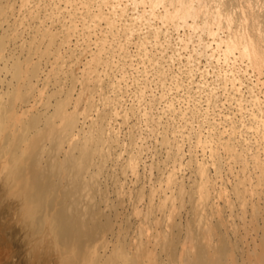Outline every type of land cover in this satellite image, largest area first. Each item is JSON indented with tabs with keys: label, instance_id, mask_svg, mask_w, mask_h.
<instances>
[{
	"label": "bare ground",
	"instance_id": "1",
	"mask_svg": "<svg viewBox=\"0 0 264 264\" xmlns=\"http://www.w3.org/2000/svg\"><path fill=\"white\" fill-rule=\"evenodd\" d=\"M11 43L25 59L0 94V216L16 210L56 264H239L233 206L264 200V0H0V89ZM125 203L155 229L128 240Z\"/></svg>",
	"mask_w": 264,
	"mask_h": 264
},
{
	"label": "rangeland",
	"instance_id": "2",
	"mask_svg": "<svg viewBox=\"0 0 264 264\" xmlns=\"http://www.w3.org/2000/svg\"><path fill=\"white\" fill-rule=\"evenodd\" d=\"M10 45V46H9ZM8 46H7V48H6V54L9 56L10 55V53H11V89L9 88V90H8V88L6 87V88H1L0 89V94L1 95H3V94H8L9 92H14V88H15V86L17 85V83L19 82V80H18V78H15L14 77V72H13V70H14V65H15V63H17L18 61H23L24 59H25V56H24V54H23V52H22V50L19 48V46H18V44H16V43H11V44H9ZM44 68H46V66L44 67ZM43 68V69H44ZM8 77H10V76H8ZM9 80V79H8ZM37 87L38 88H41L42 87V85H41V83H38V85H37ZM28 103L29 102H27V104L26 105H28ZM235 105L236 104H233V105H231V107H233V109H231V107H230V105H229V107H228V105L226 106V111H227V113L228 114H230L231 116H229L230 118H232L233 119V121L232 122H236V123H234V124H236L235 126H239L240 125V123L241 122H243V120H244V116L243 115H247L246 113H248V112H250V108H246V110H244V109H242V112L243 111H245V112H240L241 114L239 115V113L237 112V110L235 109ZM229 108V109H228ZM231 109V110H230ZM236 110V111H235ZM232 113H231V112ZM247 111V112H246ZM234 113H235V116H234ZM238 113V114H237ZM237 114V115H236ZM232 115H233V117H232ZM243 116V119L241 120V121H239L240 120V118H242V116ZM239 116V117H238ZM236 117V118H235ZM231 119V120H232ZM238 119V120H237ZM247 119V117H245V120H244V122L245 123H248V120H246ZM239 121V122H238ZM229 123V122H228ZM226 124V123H225ZM230 124V123H229ZM229 124H227V125H229ZM232 124V123H231ZM202 132V131H201ZM203 133V132H202ZM196 138H198V136L196 137ZM238 144V143H237ZM237 144H235V145H237ZM238 146V145H237ZM193 150H195V148H193ZM198 151V152H197ZM200 152V153H199ZM183 153H184V158H185V160H184V164L189 160V149H188V144L187 143H185L184 145H183ZM187 153V154H186ZM158 154H160V157H162L161 156V154L163 155V150H162V152L161 151H159V153ZM196 154L198 155V159H202V152L201 151H199V150H196ZM187 156V158H186V156ZM201 158H200V157ZM158 159H159V156L157 157ZM190 161V160H189ZM188 161V162H189ZM189 164L191 165V164H193V163H191V162H189ZM188 163H186V167H185V169L186 170H184V173L181 175V177H183L185 180V182H186V185H187V189H189V187H188V181H190V179H191V177L190 176H192V175H190L191 173L193 174V172L191 171V170H189V169H191V168H188V165H189ZM189 167H194L193 165L192 166H189ZM223 170V169H222ZM223 173V172H222ZM213 174V173H212ZM241 174V175H240ZM239 175H240V177H242V175H243V173L241 172ZM182 178V179H183ZM187 178V179H186ZM230 187V188H229ZM228 189V192H230L231 194L233 193L232 192V188H231V185L229 186H227V188H226V190ZM230 189V190H229ZM225 190V191H226ZM229 193V194H230ZM230 194V195H231ZM233 196V195H232ZM186 197H188V195H186ZM189 200V199H188ZM256 200H254V201H252V204L251 203H249L248 204V206H247V208H246V212H243V211H241V209L239 208L240 207V205L239 204H235L234 206H233V212L235 213H232V218H234L237 214H239L238 216H243L244 217V219L243 218H237V216H236V219H235V222L234 223H236V225L238 226V224H239V226H238V229L235 231V232H233L232 230H228L227 229V231H229L228 233H225V232H227V231H225L226 229H224L225 228V226H224V228L222 227L221 228V226L222 225H220L219 226V228L220 229H222L221 231L222 232H220L219 231V229L217 228V226H216V228L218 229H216L217 230V232L219 233V234H221L222 233V235L225 237V234H227V236H228V238L231 240V242L232 243H230V240L227 238V236H226V238H225V241H226V243L228 244V243H230L229 245H231L232 244V247L233 246H238L237 248H232L231 246H229V248L231 249V251H233V250H235L232 254H234V257H237L238 258V260L237 259H235L239 264H243V261L245 260V258H246V263L247 264H252V263H254L255 261V257H253L254 255L256 256V254H254L253 255V251L255 250V253L257 252H259L258 250H261V248H264V200H261V202H258V203H256L255 202ZM127 202V201H126ZM5 203L6 202H1L0 201V211L2 210V208L4 207V205H5ZM190 203H188L187 202V207H189V208H187V207H184V211L181 209L180 211L183 213L182 214V218H183V220H185V222H186V220H188V219H190V217H191V215H192V217L191 218H194L195 217V215H194V213H192V208L190 207L191 205H189ZM125 205V206H124ZM122 207H120V210L123 212H121L120 213V220L122 221L121 223V227H122V229H123V232H124V230H126L125 229V227H128V229H130V231L128 230V232L130 233H127V231H125L124 232V234L126 235V234H128V236L126 237L128 240L130 239V240H135V238H138L139 236L138 235H140L141 233H140V230L141 229H135V227H139L140 228V226H144V228L146 229V231H151L152 230V228H153V230L155 229V224L153 223H151V222H147V224H145V225H142L141 223H142V221H140V220H137L138 219V217H137V214H135L136 216H134V217H131V215H132V213H131V207L128 205V203H125ZM237 205H239V206H237ZM252 205V206H251ZM253 205H254V207H253ZM127 206V207H126ZM222 206V205H221ZM258 206V207H257ZM255 207H257L258 208V210H259V212H258V210H256L257 212V215H254L253 216V212L252 211H254V209H255ZM122 208H123V210H122ZM182 208V207H181ZM191 208V209H190ZM187 209V210H186ZM188 209H189V211H188ZM230 209V208H229ZM130 210V211H129ZM248 210V211H247ZM133 211V210H132ZM190 212V213H192V214H190V213H187V212ZM229 211V210H228ZM227 211V213H229ZM236 211V212H235ZM14 212V213H13ZM15 212H16V210H11V213H5L4 214V216H5V218H4V216L3 215H1L0 216V227H4V228H6V231L8 232V238H10V240H12V241H10V242H12L11 243V246L10 247H8V248H5V247H2V248H0V264H37L38 262L40 263L41 262V264H52V262H53V264H56V261L54 260L55 259V255L53 254L52 255V253L51 252H49V251H47V250H45V249H42V252L41 251H39V250H37V249H35V247L33 246V244L31 243V242H29L28 243V238H27V232H28V227L26 226V224L24 225V223L21 221L20 222V219H19V216L17 215V212H16V214H15ZM129 212H130V214H129ZM185 212V213H184ZM238 212V213H237ZM243 212V213H242ZM244 213H246V216H244L243 214ZM263 213V214H262ZM134 214V213H133ZM187 214H190V216H187ZM242 214V215H241ZM259 214V215H258ZM124 215V217H123V219H122V216ZM193 215H194V217H193ZM187 216V217H186ZM258 216H260V217H258ZM129 217H131V220H128V221H130V223L132 224V229L130 228L131 227V225H130V223L129 224H126L127 222L125 221V220H127ZM135 217H137V218H135ZM185 217V218H184ZM245 217H246V219H245ZM127 218V219H126ZM251 218V219H250ZM263 218V219H262ZM19 219V220H18ZM136 219V220H135ZM240 219V220H239ZM257 219V220H256ZM124 221V222H123ZM134 221H136L135 222V225H134ZM252 221V222H251ZM133 222V223H132ZM149 223H151V229L148 227V225H150ZM244 223H245V225L246 226H244ZM256 223V224H255ZM126 224V225H125ZM137 224H139L138 226H137ZM141 224V225H140ZM241 224V225H240ZM259 224V225H258ZM128 225V226H127ZM129 225H130V227H129ZM147 225V226H146ZM155 225V226H154ZM249 225V226H248ZM255 225H256V227H255ZM259 227H258V226ZM152 226H154V227H152ZM184 226V225H183ZM243 227L242 229L240 228V227ZM263 226V227H262ZM15 227V229H12V228H14ZM18 227V228H17ZM147 227L149 228L148 230H147ZM247 227V228H246ZM254 227V228H253ZM262 227V228H261ZM17 228V229H16ZM21 228V229H20ZM22 228H23V230H22ZM141 228H143V227H141ZM259 230H257V229ZM261 228V229H260ZM2 230H4V229H2ZM13 230V231H12ZM14 230L16 231V232H14ZM25 230V231H24ZM11 231H12V233H11ZM19 231V232H18ZM136 231V232H135ZM225 231V232H224ZM231 231H232V233H231ZM240 231V232H239ZM14 232V233H13ZM25 232V233H24ZM134 232V233H133ZM11 233V234H10ZM135 233H138V234H135ZM223 233H225V234H223ZM247 233V234H246ZM135 234V235H134ZM12 235H14V236H12ZM16 235H18V237L16 238L15 236ZM236 235V236H235ZM263 235V236H262ZM129 236H130V238H129ZM141 236V235H140ZM235 236V237H234ZM262 236V237H261ZM132 237V238H131ZM240 237H241V239H240ZM13 238V239H12ZM14 238H16L17 239V241H16V239H14ZM235 238L237 239V241L235 240ZM244 238H246V239H244ZM254 238V239H253ZM25 239V240H24ZM228 239V240H227ZM261 239V240H260ZM255 243H253V242ZM237 242V243H236ZM248 242V243H247ZM28 244H29V246H28ZM32 244V245H31ZM233 244H235V245H233ZM247 244V245H246ZM249 244V245H248ZM253 245V246H252ZM254 245H255V247L257 246V245H260L259 247H257L256 249H254L255 247H254ZM31 246V247H30ZM34 248H33V247ZM249 246V247H248ZM253 247V248H252ZM261 247V248H260ZM246 250V248H249V250H244V249ZM251 248V249H250ZM5 249V250H4ZM30 249V250H29ZM32 250H33V252H32ZM252 250V251H251ZM29 251H30V255H29ZM239 251V252H238ZM243 251L245 252V253H247V254H245V253H243ZM28 252V253H27ZM41 254H39V253ZM43 252H45V253H43ZM241 252L243 253V254H245V255H242L241 254ZM37 253V254H36ZM51 254L50 256L48 255V254ZM250 253V255H248ZM38 254L40 255V256H38ZM43 254V255H42ZM45 254V255H44ZM237 254V255H236ZM244 256V258L242 259V256ZM28 255V256H27ZM48 255V256H47ZM249 257H251L252 258V261H254V262H252L251 263V261H247V257L248 256ZM31 256V257H30ZM35 257V258H34ZM50 257H53L54 259L52 260V262H51V259L52 258H50ZM241 257V258H240ZM30 258V259H29ZM251 258H250V260H251ZM240 259H242V260H240ZM249 259V258H248ZM39 260V261H38ZM241 261V262H240ZM38 263V264H39ZM254 264H256V263H254Z\"/></svg>",
	"mask_w": 264,
	"mask_h": 264
}]
</instances>
